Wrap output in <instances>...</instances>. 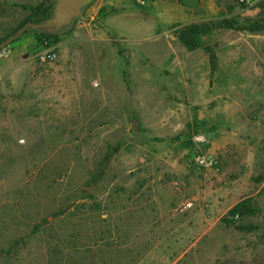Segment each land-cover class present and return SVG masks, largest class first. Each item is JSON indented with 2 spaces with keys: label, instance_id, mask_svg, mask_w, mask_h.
I'll return each mask as SVG.
<instances>
[{
  "label": "rangeland",
  "instance_id": "374dc122",
  "mask_svg": "<svg viewBox=\"0 0 264 264\" xmlns=\"http://www.w3.org/2000/svg\"><path fill=\"white\" fill-rule=\"evenodd\" d=\"M54 1L0 0V39ZM263 1L92 0L57 39L18 33L0 56V264H264V31L212 28ZM195 23L211 29L189 50L175 31ZM246 198L259 212L228 226Z\"/></svg>",
  "mask_w": 264,
  "mask_h": 264
},
{
  "label": "trees",
  "instance_id": "16d2710c",
  "mask_svg": "<svg viewBox=\"0 0 264 264\" xmlns=\"http://www.w3.org/2000/svg\"><path fill=\"white\" fill-rule=\"evenodd\" d=\"M57 0L51 3L41 2L39 4L31 6V13L26 15L21 23L14 29L10 34L2 37L0 39V46L6 42L15 41L18 38V31L21 29L26 23H41L50 18L53 14V9ZM261 12L259 15L254 17H248L243 19L242 21H238L233 18H224L219 20L216 24L212 26L218 28H230L234 30H242V31H250V32H261L264 31V1L261 4ZM32 29V28H31ZM211 29L206 23H195L191 25L184 26L180 29H177L175 33L179 37V39L183 42V44L189 49L194 50L199 46L198 37L200 34H204ZM37 32L41 33L47 37H53L55 39L58 38L61 33H49L39 29H36ZM211 64L212 67L216 66V57L214 55L211 56ZM121 145H110L108 151L100 164V167L94 172L91 177L88 179L87 184L90 186L97 185L105 175L107 169V163L110 161L112 156L121 150ZM259 212V208L255 206L252 202V198H246L238 203H236L228 212V216L230 218H226V224L228 226L234 225V217H245L250 215H255ZM237 229L240 230H251L255 226L252 224H238L235 225Z\"/></svg>",
  "mask_w": 264,
  "mask_h": 264
},
{
  "label": "water",
  "instance_id": "95a60500",
  "mask_svg": "<svg viewBox=\"0 0 264 264\" xmlns=\"http://www.w3.org/2000/svg\"><path fill=\"white\" fill-rule=\"evenodd\" d=\"M92 0H57L53 9V14L50 18L41 23H26L18 33L23 32L27 28L39 29L49 33H60L78 17H83L84 7ZM10 42L2 44L6 46ZM127 52H125L126 54ZM136 124L134 123V127Z\"/></svg>",
  "mask_w": 264,
  "mask_h": 264
},
{
  "label": "built area",
  "instance_id": "2783aa9c",
  "mask_svg": "<svg viewBox=\"0 0 264 264\" xmlns=\"http://www.w3.org/2000/svg\"><path fill=\"white\" fill-rule=\"evenodd\" d=\"M238 3L240 4H251L253 2H256L258 0H236ZM11 43V42H10ZM7 52V46H3L0 48V56L5 55ZM56 57L55 53H49V54H44L41 56L42 59H50L53 60ZM203 136L201 135H196L195 136V140H202ZM195 161L199 166L205 167V168H212L215 166L216 161L214 159V157L212 156H208V155H204V154H197L195 156Z\"/></svg>",
  "mask_w": 264,
  "mask_h": 264
}]
</instances>
